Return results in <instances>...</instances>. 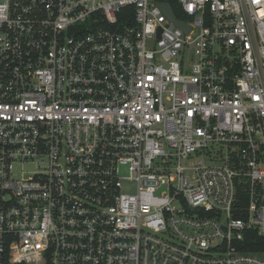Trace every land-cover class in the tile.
Listing matches in <instances>:
<instances>
[{"label":"built area","instance_id":"built-area-1","mask_svg":"<svg viewBox=\"0 0 264 264\" xmlns=\"http://www.w3.org/2000/svg\"><path fill=\"white\" fill-rule=\"evenodd\" d=\"M254 231L264 0H0V264H264Z\"/></svg>","mask_w":264,"mask_h":264},{"label":"trees","instance_id":"trees-1","mask_svg":"<svg viewBox=\"0 0 264 264\" xmlns=\"http://www.w3.org/2000/svg\"><path fill=\"white\" fill-rule=\"evenodd\" d=\"M244 245L246 248L243 251L264 256V237H260L255 231L246 234Z\"/></svg>","mask_w":264,"mask_h":264},{"label":"water","instance_id":"water-1","mask_svg":"<svg viewBox=\"0 0 264 264\" xmlns=\"http://www.w3.org/2000/svg\"><path fill=\"white\" fill-rule=\"evenodd\" d=\"M163 7H164L165 11L167 12V14L170 15V12H169V9L167 8V6L164 5ZM170 18H171V19H172V20H173V21H174L179 27H181V28H183V29H186V30L190 31V28L186 27L183 23H180V22H178V21H175V20L172 18L171 15H170Z\"/></svg>","mask_w":264,"mask_h":264}]
</instances>
